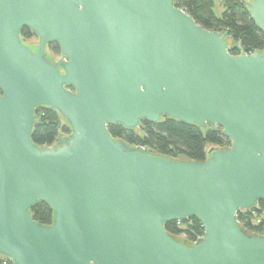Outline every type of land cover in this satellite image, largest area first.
<instances>
[{"label": "water", "instance_id": "95a60500", "mask_svg": "<svg viewBox=\"0 0 264 264\" xmlns=\"http://www.w3.org/2000/svg\"><path fill=\"white\" fill-rule=\"evenodd\" d=\"M242 4L264 34V0ZM227 41L174 0H0V258L264 264V236L238 221L264 199V51L234 56ZM39 108L58 112L71 134L37 146ZM164 118L219 127L232 146L180 161L108 130ZM40 203L55 213L50 226L33 219ZM190 218L204 229L196 243L165 229Z\"/></svg>", "mask_w": 264, "mask_h": 264}, {"label": "trees", "instance_id": "16d2710c", "mask_svg": "<svg viewBox=\"0 0 264 264\" xmlns=\"http://www.w3.org/2000/svg\"><path fill=\"white\" fill-rule=\"evenodd\" d=\"M243 0H221L224 11L216 14L215 0H174L176 7L190 14L203 28L213 32H227L230 53L237 56L240 51L249 54L264 51V34L252 20ZM37 37L29 28L21 31L25 41ZM53 51L60 47L50 46ZM110 135L133 147H143L156 155L168 159L189 162H206L212 147L227 150L232 142L221 128L211 130L164 118L159 123L143 122L140 130H127L120 125L108 127ZM70 127L56 111L39 108L36 111V126L32 133L33 142L39 146H52L60 136H69ZM33 219L43 226L54 223L55 213L46 203H40L31 210ZM243 230L251 235V229L264 226V199L258 206L238 214ZM260 221V222H258ZM166 231L175 239L193 243L204 235L202 223L196 218L173 221L165 224ZM186 236V238L184 237ZM0 264H13L7 258H0Z\"/></svg>", "mask_w": 264, "mask_h": 264}, {"label": "flooded vegetation", "instance_id": "af4514ba", "mask_svg": "<svg viewBox=\"0 0 264 264\" xmlns=\"http://www.w3.org/2000/svg\"><path fill=\"white\" fill-rule=\"evenodd\" d=\"M247 1H251V0H247ZM25 43H26V45H28L31 49L34 50V49H37V48H38L39 39H38V37H33V38H30V39H26V40H25ZM51 45H52V46H57L58 44H57V43H52V44L48 45L47 50H46V52H47V58H48L50 61L56 63V62L61 58V49H60V51H53V50L50 48ZM58 46H59V45H58ZM137 130H140V128L137 129Z\"/></svg>", "mask_w": 264, "mask_h": 264}, {"label": "built area", "instance_id": "2783aa9c", "mask_svg": "<svg viewBox=\"0 0 264 264\" xmlns=\"http://www.w3.org/2000/svg\"><path fill=\"white\" fill-rule=\"evenodd\" d=\"M244 53H245V55H253V54L246 53V52H244V51H243V52L240 51L239 54H238L237 56L242 55V54H244ZM254 54H255V53H254ZM258 222H260V221H258ZM250 231H252V232H251V233H252V234H251L252 236H264V226H263L262 229L255 228V229H251ZM203 236H204V235L199 236L197 239H195V240L193 241V243L198 242ZM184 237L186 238L185 235H184Z\"/></svg>", "mask_w": 264, "mask_h": 264}, {"label": "rangeland", "instance_id": "374dc122", "mask_svg": "<svg viewBox=\"0 0 264 264\" xmlns=\"http://www.w3.org/2000/svg\"><path fill=\"white\" fill-rule=\"evenodd\" d=\"M215 3H216V8H215L216 14L218 16H221L222 12L224 11V6L221 0H215Z\"/></svg>", "mask_w": 264, "mask_h": 264}]
</instances>
